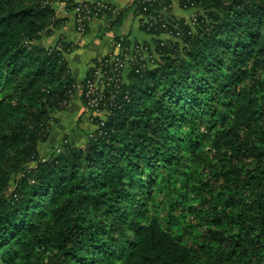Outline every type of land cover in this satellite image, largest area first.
Listing matches in <instances>:
<instances>
[{
  "label": "trees",
  "instance_id": "16d2710c",
  "mask_svg": "<svg viewBox=\"0 0 264 264\" xmlns=\"http://www.w3.org/2000/svg\"><path fill=\"white\" fill-rule=\"evenodd\" d=\"M176 1L190 24L170 0H0V264H264V0ZM61 4L153 40L76 82L75 46L46 43ZM75 98L95 128L42 161Z\"/></svg>",
  "mask_w": 264,
  "mask_h": 264
},
{
  "label": "crops",
  "instance_id": "0c3cea01",
  "mask_svg": "<svg viewBox=\"0 0 264 264\" xmlns=\"http://www.w3.org/2000/svg\"><path fill=\"white\" fill-rule=\"evenodd\" d=\"M106 2L114 7L115 10L120 11L127 8L132 0H106ZM170 4L168 18H173L177 21L183 20L188 24L191 23L195 17L192 11L181 9L176 0H170ZM57 16L60 19H66V24L46 43H52L61 37L75 46V49L67 58V63L76 82L85 80L94 60H100L105 56L117 53L113 49L115 37L126 36L132 45L135 43H150L153 40V38L141 32L139 18H135L132 12L127 14L118 25L112 27H109L107 22L102 19H93L88 23L85 34H80L76 30L74 14L66 11L63 4L57 6ZM167 38L166 36H161L160 40H166ZM88 116L89 113L85 110L80 99L75 98L69 103L65 111L59 114L58 124L78 123L79 120L86 123ZM61 129L62 127H59L57 134Z\"/></svg>",
  "mask_w": 264,
  "mask_h": 264
},
{
  "label": "rangeland",
  "instance_id": "374dc122",
  "mask_svg": "<svg viewBox=\"0 0 264 264\" xmlns=\"http://www.w3.org/2000/svg\"><path fill=\"white\" fill-rule=\"evenodd\" d=\"M72 123L71 124H56V125L52 124L51 125V127L54 128L51 138L48 140V142L46 144L41 145L40 148H39L40 149L39 150L40 159L42 161L47 160L48 157L52 153L55 152L56 148H58V146L62 142V139H63L64 136H68V140L70 142H73L75 147H77V148H84L85 147L86 134H88L89 132L91 133L92 132V128H95V127L92 126V124H89V120H87L86 123H84V122H82L80 120H79L78 123H76V122H72ZM59 127H62V129L57 134V131L59 130ZM191 168L192 167H189L188 170H190ZM13 186H14V181L11 182V188Z\"/></svg>",
  "mask_w": 264,
  "mask_h": 264
},
{
  "label": "built area",
  "instance_id": "2783aa9c",
  "mask_svg": "<svg viewBox=\"0 0 264 264\" xmlns=\"http://www.w3.org/2000/svg\"><path fill=\"white\" fill-rule=\"evenodd\" d=\"M144 2H156L157 0H143ZM89 13L88 8L81 7V5L76 6L73 14L75 18V23H76V30L82 34L83 33V28L85 27L84 21L87 19L86 15ZM117 53L113 54L111 61L114 62L115 64H118V57L120 53V44H116L114 48ZM99 75V74H96ZM101 94V89L99 86L96 84L95 80L93 81H87L85 85V98L88 101L89 107L94 108L97 106V101L100 99Z\"/></svg>",
  "mask_w": 264,
  "mask_h": 264
},
{
  "label": "water",
  "instance_id": "95a60500",
  "mask_svg": "<svg viewBox=\"0 0 264 264\" xmlns=\"http://www.w3.org/2000/svg\"><path fill=\"white\" fill-rule=\"evenodd\" d=\"M164 17H165V18H168V17H169V14H164ZM101 78H102V76L100 75V76H99V79H101Z\"/></svg>",
  "mask_w": 264,
  "mask_h": 264
}]
</instances>
